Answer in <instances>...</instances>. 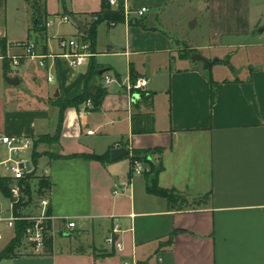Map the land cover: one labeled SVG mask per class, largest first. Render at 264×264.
I'll return each mask as SVG.
<instances>
[{
  "label": "crops",
  "instance_id": "obj_1",
  "mask_svg": "<svg viewBox=\"0 0 264 264\" xmlns=\"http://www.w3.org/2000/svg\"><path fill=\"white\" fill-rule=\"evenodd\" d=\"M183 1L192 0H128V8L147 7V14L129 24L124 14L115 26L107 20L97 25L93 58L105 70L108 94L99 110L84 104L66 108L57 143L38 146L37 175L52 182L53 251L34 249V254L4 263L96 264L102 259L109 264L135 258L138 264H264V0H196L197 11L189 20L195 18L194 26L207 22L208 40L187 49L230 51L227 66L236 58L239 66L225 70H217V63L226 62L218 54H213L218 62L208 68L192 56L173 55L184 52L166 19L172 6ZM47 2L32 8L25 38L14 39L5 21L8 0H0V26L12 54L24 52L20 43L40 37L47 53L40 47L38 53L61 54L59 38L78 36L81 29L76 24L53 32L45 27L47 20L68 14L87 30L91 16L103 9L102 0H57V11L49 13ZM38 15L41 31L34 29ZM90 61L73 68L63 57L48 58L43 67L28 58L16 69L0 56V135L54 136L60 123L54 102L83 94ZM132 67L137 80L147 81L143 90L128 89ZM107 77L114 80L106 83ZM137 94L141 97L134 100ZM134 113L153 114L154 131L133 134ZM122 146L131 152L160 148L144 164L162 163L159 184L190 200L202 199L201 204L192 201L177 210L149 193L153 176L133 173L131 153L107 163L81 157L111 154ZM124 186L127 190L115 193ZM71 220L74 228L67 226ZM111 236L123 241L122 252L109 248Z\"/></svg>",
  "mask_w": 264,
  "mask_h": 264
},
{
  "label": "built area",
  "instance_id": "obj_2",
  "mask_svg": "<svg viewBox=\"0 0 264 264\" xmlns=\"http://www.w3.org/2000/svg\"><path fill=\"white\" fill-rule=\"evenodd\" d=\"M121 0H109L110 6L112 9H119ZM125 14V22L129 24L133 21L134 17L142 18L148 12L147 7H142L140 9L132 10L128 8V0H122ZM74 18L68 14L55 15L49 18L45 24L47 29L54 26L56 23L66 24L69 22H74ZM99 20L98 15L91 16V22H96ZM111 26H115L117 23L115 21H108ZM6 43V51L2 52L0 56L9 60L13 68H19L21 62L24 59L33 58L39 60V64L43 67H46V60L48 58L55 59L56 57H63L68 60L69 64L73 68H78L84 65L90 58L94 56V52L91 50V44L89 40H86L84 34L80 31L78 36L75 37H60L58 44L59 47L64 50L61 54H41L38 53V44L35 40H28L19 44V46L24 50L21 54H12L11 42L7 40L5 31L0 26V50H2V42ZM52 65L49 66V71H51ZM49 81L54 80L52 73H49ZM114 79L109 77L106 78V83H110ZM147 81L145 79H139L135 83L128 85V89L132 90H143L146 86ZM93 102L88 100L84 103V107L87 109L93 108ZM93 130H89L88 134H93ZM35 139L29 135H10L2 134L0 135V147L3 146L5 149V155L0 154V177L11 178L13 184L10 189V197L8 199V204L5 205L0 201V225H3L5 228L15 231L16 225L20 221L24 220H33L35 225L27 229L25 233V239L32 244L35 250L44 249L46 234L51 232L49 229V224L51 222V215L48 213L50 208V199L49 191L43 195H34L35 203H37V215L28 213L25 211L28 208H22L20 211L21 214L15 212L16 206L20 203L23 197L22 186L20 182L27 179L28 175L32 174L33 171H37V167L33 165L32 162V152L34 148ZM132 156V169L134 174H144L151 171L149 165L144 164V162L135 157L134 152H131ZM30 154V157H28ZM30 163L31 168L28 169L27 164ZM46 176V175H45ZM35 187V184H33ZM37 189V187H36ZM127 190V186L121 188V190H116L115 193L124 192ZM37 190H34L36 192ZM34 203V202H33ZM31 205H33L31 203ZM68 228H74L76 222L69 221L67 223ZM51 228V227H50ZM117 232V231H116ZM4 237L3 229H0V239ZM107 244L110 249L117 250L122 252L124 250V243L122 240H116L114 237H109L107 239ZM96 264H106L102 259H98ZM109 264H138L135 258L132 259H122L118 262L111 261Z\"/></svg>",
  "mask_w": 264,
  "mask_h": 264
},
{
  "label": "trees",
  "instance_id": "obj_3",
  "mask_svg": "<svg viewBox=\"0 0 264 264\" xmlns=\"http://www.w3.org/2000/svg\"><path fill=\"white\" fill-rule=\"evenodd\" d=\"M103 9L97 13L96 15L99 16V20L93 22L88 28L84 37L86 40H89L91 44V50L94 52L95 49V41L97 38V25L102 21H115L116 23L121 22L124 20V7L123 1H120V7L117 10H113L110 6L109 0H102ZM95 15V14H94ZM75 18V17H73ZM41 22V21H40ZM35 30L41 31L43 26L41 27H34ZM38 46L43 49L44 53H47V45L45 43V39L40 37L37 39ZM6 43L5 41L2 42V51L5 52ZM194 53L193 50H191ZM189 55V54H188ZM192 55V54H191ZM189 55V56H191ZM204 66L208 68L209 66L204 63ZM102 66L98 64V62L92 57L90 61L89 68L85 74L84 78V90L83 94L80 96L66 100L63 98H58L54 104L60 108V123L58 126L57 133L54 136L43 135L39 136L34 141V148L32 153V162L35 167L38 165V159L41 155L37 152L38 146L40 143H52L59 140L62 132V121H63V114L66 108L68 107H75L80 108L82 104L86 101L91 100L93 102L92 110H99L102 106L103 99L108 94L107 88L104 86L103 78L104 73H101ZM131 77L133 83L137 81V76L135 74V70L131 68ZM216 87H213L212 91V102H215L216 99ZM143 96L147 97L146 94ZM136 104V103H135ZM154 115L153 114H142V113H134L132 116V133L133 134H140V133H148L154 131ZM151 151L160 152V148H156L154 150H144V151H134L135 157L137 159L142 160L143 162H150L148 160V155ZM51 157H55L54 155L50 154ZM81 157H84L89 160H98L103 163H107L111 161V154L107 152L103 155L98 154H81ZM151 171L148 176L152 175L153 177L148 179L147 189L148 192L160 197H163L168 200L171 208L177 210H183L192 205L194 202L195 205H200L202 199L195 198L194 200H190L184 194H181L176 189H167L163 188L158 181V175L160 171L163 169V164H154L151 163L150 165ZM37 187V193L39 196L45 195L48 191L52 188L51 180L46 176H38L36 169L33 171L32 174L28 175L27 179L22 180L20 185L22 186L23 197L20 203L16 206L15 212L17 214H21L20 211L22 208H28L33 199H34V186ZM13 184V180L11 178L0 177V192L5 198L10 197V189L11 185ZM206 198L209 195L205 196ZM193 201V202H192ZM48 213L51 214L50 208L48 209ZM35 222L33 220H24L17 223L15 228V237L0 251V262L4 259H14L17 257L22 256L17 252L22 245V242L25 240V233L28 228L33 227ZM51 224H49V229ZM174 236H171L169 241L173 242ZM53 244L54 238L50 233L46 234L45 240V247L43 254H51L53 251ZM33 247V246H32ZM34 249V247H33Z\"/></svg>",
  "mask_w": 264,
  "mask_h": 264
},
{
  "label": "rangeland",
  "instance_id": "obj_4",
  "mask_svg": "<svg viewBox=\"0 0 264 264\" xmlns=\"http://www.w3.org/2000/svg\"><path fill=\"white\" fill-rule=\"evenodd\" d=\"M47 1H48L47 3H48L49 13L56 12L58 8L57 0H47ZM36 3L41 5V7H43V5L46 4V0H8V8L6 9V13H5L6 16L5 21L8 26L9 37H12L14 39L25 38L28 31V24H30L31 22L32 8L35 7ZM42 11L44 12V10ZM196 11H197L196 0H192L190 2L183 1L182 3L177 2L172 6L171 13H169L166 19L168 23L166 28L168 29L171 36L175 39V44L181 48L180 51L182 50V52H184V54H180L179 51H174L173 55L178 57L179 55L188 56V54L189 55L192 54L191 56H193L194 53L198 52L201 53L205 58L210 60L211 58H213V54H218L224 59H226V62L217 63L218 65L217 70H225L226 67L228 68L232 67V64L239 66V62L237 61V58L235 60H232V63L227 66L228 64L227 61L231 59L230 51H225L222 49L219 50L215 48L209 50H202L201 52H199L198 50L195 51L193 50L194 53H190L192 51L187 49L188 46L194 43H200L205 45L208 40L207 22H204V20H202L198 26H193V27L191 26V24H193V22L195 21V18L189 20V17L192 15L193 12L195 13ZM73 25L75 26L76 24L74 22H69L61 25L56 23L54 26L51 27V30L53 32L54 31L66 32L72 30ZM30 31L34 33V31L32 30ZM239 58L240 55L238 59ZM214 59L215 58H213V60ZM199 65L202 66V62H200ZM52 143H57V141ZM4 152L5 149L3 146H1L0 154L4 156L5 155ZM37 152L40 155H42V152H40L38 149ZM44 162L45 161L43 160L42 163ZM34 190H36V187H34ZM34 195H38V193L34 192ZM36 199H37L36 197L33 199L32 201L33 205H30L27 210L25 209L26 212L32 213L37 210V203H35ZM0 200L2 201L3 204L5 205L8 204V199H6L1 194H0ZM0 229H3L4 232V237L0 239V248H1L4 244L7 245L8 244L7 242L11 241L15 237V231L7 229L3 225H0ZM56 236L58 237L56 238L57 241H59L60 235L57 234ZM33 250L34 249L32 247V244L25 239L22 242L21 247L17 249V252L21 255H29V254H34ZM7 262L9 263L10 261L7 260ZM0 264H6V263L2 261Z\"/></svg>",
  "mask_w": 264,
  "mask_h": 264
},
{
  "label": "water",
  "instance_id": "obj_5",
  "mask_svg": "<svg viewBox=\"0 0 264 264\" xmlns=\"http://www.w3.org/2000/svg\"><path fill=\"white\" fill-rule=\"evenodd\" d=\"M153 17H154L153 14H151L150 15V19H153ZM73 20H74V23L77 24V26L81 29L82 33L85 34L87 30H86L85 26L83 25V23L77 18H74ZM149 21H150L149 24H152V25L154 24L153 20H149ZM34 24H35V27H38V28L42 26V24L40 22L39 15L36 17ZM191 26L193 27L194 23L191 24ZM192 58L194 60H196V61H202L203 63L207 64L208 66H213L216 62H218V59L210 61L207 58H205L201 53H198V52L194 53ZM101 73H105V70L104 69L101 70ZM9 82L12 83V84H17L19 82V80H17V79H9ZM138 97L140 98L141 95L140 94L135 95L134 100L136 98H138ZM80 107H83V105H81ZM128 154H129V149L128 148H126L124 146L117 147V148L112 150L111 158L113 160H118L121 157H123L125 155H128ZM27 167H28V169L31 168L30 163L27 164Z\"/></svg>",
  "mask_w": 264,
  "mask_h": 264
}]
</instances>
